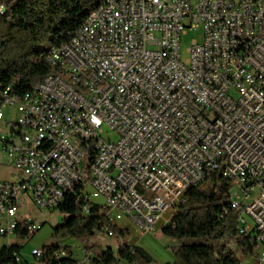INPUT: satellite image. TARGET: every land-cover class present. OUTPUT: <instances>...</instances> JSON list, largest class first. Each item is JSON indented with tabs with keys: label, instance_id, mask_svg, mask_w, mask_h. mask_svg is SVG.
<instances>
[{
	"label": "built area",
	"instance_id": "obj_1",
	"mask_svg": "<svg viewBox=\"0 0 264 264\" xmlns=\"http://www.w3.org/2000/svg\"><path fill=\"white\" fill-rule=\"evenodd\" d=\"M199 25L203 41L183 59L182 35ZM47 61L32 90L0 93V152L13 165L0 178V236L35 234L46 217L20 208L60 211L81 184L84 212L104 196L113 223L163 229L219 170L233 182L239 233L256 243L253 264H264V0H101Z\"/></svg>",
	"mask_w": 264,
	"mask_h": 264
},
{
	"label": "trees",
	"instance_id": "obj_2",
	"mask_svg": "<svg viewBox=\"0 0 264 264\" xmlns=\"http://www.w3.org/2000/svg\"><path fill=\"white\" fill-rule=\"evenodd\" d=\"M6 11L0 15V93L7 86L22 96L32 90L50 71L47 52L67 38L68 32L78 28L101 0H0ZM233 182L219 170H209L206 179L191 187L174 219V225L162 231L183 241L173 246L174 264H241L231 243L245 255H253L255 244L249 235L239 233L240 213L231 207ZM83 185L66 197L60 207L61 222L54 228V236L87 239L109 229L113 236L127 237L130 231L107 218L100 203H90L82 209ZM80 210V211H79ZM46 223V222H45ZM20 238L29 236L26 229H17ZM86 247L88 264H150L147 251L133 244H122L115 254L111 248L91 256ZM43 262L58 260L56 253L72 249L59 244H47ZM20 243L0 246V264H25ZM20 256V260H17ZM254 263V262H253ZM62 264V263H60ZM71 264V263H63Z\"/></svg>",
	"mask_w": 264,
	"mask_h": 264
},
{
	"label": "rangeland",
	"instance_id": "obj_3",
	"mask_svg": "<svg viewBox=\"0 0 264 264\" xmlns=\"http://www.w3.org/2000/svg\"><path fill=\"white\" fill-rule=\"evenodd\" d=\"M203 38L204 29L202 25L191 28L188 27L186 32L183 33L181 40L182 58H187V47L193 40L201 43ZM4 113L5 119L14 121L18 115L17 107L8 106L4 109ZM102 136L107 139L111 138L112 140H117L119 137L117 132L110 129L109 126L106 125L103 127ZM8 172H13L12 161L7 155H3V153L0 152V178L6 177ZM94 200L101 204L106 202L104 196L94 198ZM28 209L31 210L32 217L37 221H42L43 216L46 217V223L39 231L25 238H20L16 234L0 236V246L10 243H20L22 245L21 257L25 264H39L42 258H36L32 254V251L33 249H41L47 244H59L62 247L68 246L72 249V255L66 254L61 258V262L55 261L54 264H63L66 261L67 263L77 264L82 262L83 258L87 256L86 247H94L93 249H89L91 256L96 255L95 250L96 252H100L101 250H106L108 248H111L116 254L123 243L138 245L147 251L152 258V261L167 264L174 263V253L172 247L183 243L181 240H177L164 234L162 229L159 228L153 232H141L136 227L129 224L127 220L118 222L121 227L129 228L130 235L124 238L119 236H109L105 231L98 232L87 239H78L70 236H61L57 238L54 236V228L61 222L63 214L60 211L38 210L32 202H29L26 207H21L19 210L20 214L22 216H29ZM246 217L248 220H251L250 216ZM231 246L241 259V264H253V255L247 256L232 243ZM262 249H264V246H259L257 248L259 252H261ZM84 264H88V260ZM119 264L128 263L125 260H121Z\"/></svg>",
	"mask_w": 264,
	"mask_h": 264
},
{
	"label": "crops",
	"instance_id": "obj_4",
	"mask_svg": "<svg viewBox=\"0 0 264 264\" xmlns=\"http://www.w3.org/2000/svg\"><path fill=\"white\" fill-rule=\"evenodd\" d=\"M10 244H12V243H10ZM57 262H61V260L60 261H57ZM63 262V261H62ZM80 262V261H79ZM87 262V258L86 257H84L83 258V261L82 262H80V263H77V264H84V263H86ZM65 263H67V261L65 262ZM39 264H45L44 262H42V261H40V263ZM53 264H54V262H53ZM55 264H57V263H55Z\"/></svg>",
	"mask_w": 264,
	"mask_h": 264
},
{
	"label": "bare ground",
	"instance_id": "obj_5",
	"mask_svg": "<svg viewBox=\"0 0 264 264\" xmlns=\"http://www.w3.org/2000/svg\"><path fill=\"white\" fill-rule=\"evenodd\" d=\"M95 11H96V7H95L91 12H95ZM183 200H184V199H183ZM105 232H106L107 234H110V233H111V230L106 229ZM253 243L255 244V251H256V243H255V242H253Z\"/></svg>",
	"mask_w": 264,
	"mask_h": 264
},
{
	"label": "water",
	"instance_id": "obj_6",
	"mask_svg": "<svg viewBox=\"0 0 264 264\" xmlns=\"http://www.w3.org/2000/svg\"><path fill=\"white\" fill-rule=\"evenodd\" d=\"M80 211V210H79Z\"/></svg>",
	"mask_w": 264,
	"mask_h": 264
}]
</instances>
